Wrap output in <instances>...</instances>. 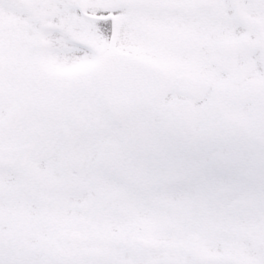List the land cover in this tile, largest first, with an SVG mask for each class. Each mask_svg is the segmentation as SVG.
I'll return each mask as SVG.
<instances>
[{
    "label": "snow or ice",
    "instance_id": "6c2138e0",
    "mask_svg": "<svg viewBox=\"0 0 264 264\" xmlns=\"http://www.w3.org/2000/svg\"><path fill=\"white\" fill-rule=\"evenodd\" d=\"M0 264H264V0H0Z\"/></svg>",
    "mask_w": 264,
    "mask_h": 264
}]
</instances>
